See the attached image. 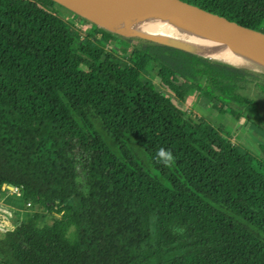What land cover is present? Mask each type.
<instances>
[{
    "label": "trees",
    "instance_id": "obj_1",
    "mask_svg": "<svg viewBox=\"0 0 264 264\" xmlns=\"http://www.w3.org/2000/svg\"><path fill=\"white\" fill-rule=\"evenodd\" d=\"M185 1L264 32V0ZM155 79L264 137L245 93L264 96V73L109 31L57 0H0V196L12 183L54 214L0 238L3 264H264V143L234 142Z\"/></svg>",
    "mask_w": 264,
    "mask_h": 264
},
{
    "label": "bare ground",
    "instance_id": "obj_2",
    "mask_svg": "<svg viewBox=\"0 0 264 264\" xmlns=\"http://www.w3.org/2000/svg\"><path fill=\"white\" fill-rule=\"evenodd\" d=\"M60 1L98 23L122 33L142 35L184 48H187L186 44L207 48L224 53L227 55L226 59L239 66L257 69L264 66L261 59L170 12L154 0Z\"/></svg>",
    "mask_w": 264,
    "mask_h": 264
},
{
    "label": "rangeland",
    "instance_id": "obj_3",
    "mask_svg": "<svg viewBox=\"0 0 264 264\" xmlns=\"http://www.w3.org/2000/svg\"><path fill=\"white\" fill-rule=\"evenodd\" d=\"M62 10L61 12L67 16L66 12H63ZM84 26H86L85 23ZM101 26L108 29L109 31H116L108 27H105L103 25ZM92 30L94 31V28ZM121 34H125V33H121ZM115 46L117 49H120L118 44H116ZM186 47L190 50H193L195 52L204 54L206 56L218 60H223V61L226 60L227 62L230 61V59H226L227 55L221 52L213 51L207 48L197 47L191 44H186ZM259 70H262L264 72V67ZM155 82L158 89H161L165 93L173 96L177 101V103L184 108V110H187L191 114L205 115L214 122H218V123L223 122L227 126V128L231 130L233 134L232 139L234 142L236 143L246 142L256 152H260L259 144L264 143V137L256 134L254 131L249 130L248 127H246L245 124L243 123V120H241L238 123H234L228 117H223L221 115L214 113L212 114L206 108L207 104L205 102V99L204 98L200 99L197 96L195 89H192L191 86H189V84H184L183 86L187 90V94H186V98L182 99L179 96L176 97V95H173L174 93L173 90L168 89L159 79H155ZM178 84H181V81H179ZM245 93L249 94L252 98L260 102L259 105L260 114L258 117L255 118V121L258 124L264 126V96L258 93L257 91L254 92L246 91ZM33 211H39L42 214L41 225L52 223L54 214L52 212L40 208L39 206H30L29 204H26L23 200L22 193L20 192L17 186L11 187L7 185L4 188H2L1 196H0V238L5 237L8 231L15 229L21 222L26 221L28 216ZM0 264H3L1 262V257H0Z\"/></svg>",
    "mask_w": 264,
    "mask_h": 264
},
{
    "label": "water",
    "instance_id": "obj_4",
    "mask_svg": "<svg viewBox=\"0 0 264 264\" xmlns=\"http://www.w3.org/2000/svg\"><path fill=\"white\" fill-rule=\"evenodd\" d=\"M57 1L65 5L66 7L74 10L75 12L79 13L80 15L87 17L90 20L96 22L100 26L102 25L98 23L97 21H95L94 19L90 18L89 16H86L85 14L61 2L60 0H57ZM154 2L162 6L163 8L169 10L170 12L208 30L209 32L215 34L217 37L245 50L246 52L256 56L257 58L261 59L264 62V32L253 29V28L246 27L240 24L239 22L229 20L228 18L224 16L210 12L204 8H201L185 0H154ZM117 32L120 33V31H117ZM123 35L138 36V37L153 40V41H156L162 44L176 46V47L206 56L204 54L195 52L193 50H189L187 48H184V47H181L175 44L160 42L150 37H145L142 35H132V34H127V33ZM206 57H209V56H206ZM224 62H227V61H224ZM227 63L233 64L231 62H227ZM233 65H236V64H233ZM236 66H239V65H236ZM239 67L251 68V69H255V70H258L264 73L262 70H259L257 68H252V67H247V66H239ZM7 185L14 187L12 183H4L2 188H4Z\"/></svg>",
    "mask_w": 264,
    "mask_h": 264
},
{
    "label": "clouds",
    "instance_id": "obj_5",
    "mask_svg": "<svg viewBox=\"0 0 264 264\" xmlns=\"http://www.w3.org/2000/svg\"><path fill=\"white\" fill-rule=\"evenodd\" d=\"M155 159L158 163L163 164L165 167H173L176 163V158L171 149L160 147L155 153Z\"/></svg>",
    "mask_w": 264,
    "mask_h": 264
},
{
    "label": "crops",
    "instance_id": "obj_6",
    "mask_svg": "<svg viewBox=\"0 0 264 264\" xmlns=\"http://www.w3.org/2000/svg\"><path fill=\"white\" fill-rule=\"evenodd\" d=\"M1 238H4V237H1Z\"/></svg>",
    "mask_w": 264,
    "mask_h": 264
}]
</instances>
